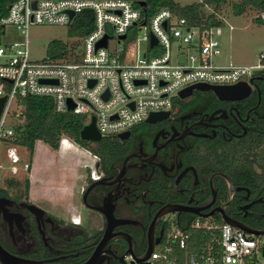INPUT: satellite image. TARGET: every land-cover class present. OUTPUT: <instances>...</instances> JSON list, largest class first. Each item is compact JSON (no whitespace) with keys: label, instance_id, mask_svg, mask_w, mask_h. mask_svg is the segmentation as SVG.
<instances>
[{"label":"built area","instance_id":"built-area-1","mask_svg":"<svg viewBox=\"0 0 264 264\" xmlns=\"http://www.w3.org/2000/svg\"><path fill=\"white\" fill-rule=\"evenodd\" d=\"M142 8L132 0H15L9 5L7 15L0 17L3 34L13 25L26 37L22 42H0V98L6 97L0 116V150L4 143L13 169L22 157L19 146L9 142L16 135L10 118L27 96L51 97L56 112L85 115L87 124L94 118L104 137L131 130L151 113L171 111L180 92L191 85L250 82L255 69H264V50L259 64L253 66L210 62L221 53L217 35L222 26L190 25L168 8H160L147 20ZM85 10L93 12L94 27L79 38L77 55L69 49L63 58L30 59L31 25L70 26ZM151 36L157 38L156 44H151ZM105 37L107 46H98ZM112 39L120 46L111 48ZM140 42L146 43L141 53ZM184 54L186 61L181 63L178 58ZM29 167L25 162L23 168ZM91 177H99L94 168ZM133 260L129 256L127 264H139ZM142 264H264V234L212 218L197 217L188 227L169 220L160 242Z\"/></svg>","mask_w":264,"mask_h":264},{"label":"flooded vegetation","instance_id":"flooded-vegetation-1","mask_svg":"<svg viewBox=\"0 0 264 264\" xmlns=\"http://www.w3.org/2000/svg\"><path fill=\"white\" fill-rule=\"evenodd\" d=\"M262 70L248 97L221 99L213 91L195 89L168 114L145 120L125 138L117 135L109 155H93L95 167H86L96 169L99 177L92 179L89 172L82 189L83 209L91 212L86 221L80 213L58 219L45 211L38 222L21 205L32 203L29 197L11 194L17 205L10 212L14 222L17 214L23 215L22 226L11 234L3 220L8 235L0 243L13 254L44 264H83L107 234L103 264H123L133 257L129 249L141 256L150 241L165 233L169 220L188 227L197 217H229L264 229Z\"/></svg>","mask_w":264,"mask_h":264},{"label":"rangeland","instance_id":"rangeland-1","mask_svg":"<svg viewBox=\"0 0 264 264\" xmlns=\"http://www.w3.org/2000/svg\"><path fill=\"white\" fill-rule=\"evenodd\" d=\"M182 5L200 2L201 0H175ZM236 0H230L220 9L224 19L222 26L223 32L217 35L220 41L221 53L211 57L210 62L217 66H228L231 64L253 66L259 64L260 53L264 50V24L256 22V18L260 15L259 10L248 7L244 14H234L232 3ZM207 11H211L208 9ZM68 25H31L28 31V50L30 59L33 61H42L48 57L49 44L53 40H61L70 46H77L72 52L77 55L81 51V41L79 38L70 37L68 34ZM141 33L139 34V36ZM26 37L16 29L15 26L9 25L6 27V34L2 35L1 43L5 44L13 41H25ZM111 48L119 47L120 45L115 39L110 41ZM146 46V43L140 42V53ZM186 47V46H185ZM175 51V47L173 48ZM186 54V52H185ZM180 55L178 61L185 63L186 56ZM176 60V58H174ZM132 61V59H130ZM181 99L179 97L176 101ZM10 120L18 125L24 123V119L20 118L18 113L20 108H14ZM14 114V115H13ZM1 145L0 164V189H8L10 194L17 197L21 195L26 199L24 181L32 178L34 182V192L41 196H48L46 186H50L49 192L59 191L62 188V196H69L71 200L62 202V212H66L65 204L70 202L72 208L75 207L77 214H82L86 219L90 216L88 210L83 209L81 202V193L86 185V177L93 168H87L86 165L95 167L94 154L86 147L74 142L68 137L62 139V153H56L52 148L43 143H37L31 153L26 147H21L20 156L21 162L12 168V164L6 158L4 151L5 147ZM28 162L33 165V173L24 170L23 165ZM90 169V170H89ZM18 181L17 186L8 188V180ZM38 185V188L36 187ZM19 198V197H17ZM30 202L38 206L50 214H57L60 208V203L49 200H35L29 196ZM61 209V208H60ZM70 215V214H69ZM88 230L92 229L88 227Z\"/></svg>","mask_w":264,"mask_h":264},{"label":"trees","instance_id":"trees-1","mask_svg":"<svg viewBox=\"0 0 264 264\" xmlns=\"http://www.w3.org/2000/svg\"><path fill=\"white\" fill-rule=\"evenodd\" d=\"M15 0H0V17L8 13L9 5ZM135 6H140L142 1L146 2L143 6V16L149 20L151 16L160 8L170 9L176 16L184 17L190 25H206V26H223L224 19L221 14V7L230 0H201L187 5H182L175 0H132ZM248 7L259 10L260 15L256 18V22L264 24V0H236L232 3L234 14H244ZM211 9V11H207ZM94 27L93 12L85 10L77 14L73 23L69 26L68 34L70 37L81 38L89 33ZM4 26L0 24V42L4 32ZM76 45H68L61 40H53L49 44V58H63L69 49L74 50ZM264 74V69L262 70ZM263 101H264V78L260 82ZM180 100V99H179ZM178 100V101H179ZM20 118L24 119V123L16 125V135L9 140L20 147H26L33 153L36 143L42 141L48 144L54 150H58L63 137H68L74 142L86 147L94 155L105 157L109 155L110 147L115 143L117 135L104 136L98 147L93 148L88 141L81 139V130L87 124L85 115L75 114L73 112H56L53 106V99L44 96H27L22 103L21 112L18 113ZM264 121V119H263ZM137 127V125L135 126ZM133 127V128H135ZM132 128V129H133ZM264 142V123L262 132L260 133ZM90 179V174L88 176ZM18 181L8 180V188L17 186ZM25 193L28 197L30 182L29 179L24 181ZM8 189L1 188L0 196L10 198ZM23 198L21 195L17 196ZM217 222L223 223V220L217 219ZM188 226V225H187ZM186 227V226H185ZM6 225L0 216V241L8 235ZM145 252L143 250L141 255Z\"/></svg>","mask_w":264,"mask_h":264},{"label":"water","instance_id":"water-1","mask_svg":"<svg viewBox=\"0 0 264 264\" xmlns=\"http://www.w3.org/2000/svg\"><path fill=\"white\" fill-rule=\"evenodd\" d=\"M139 5L143 7L146 5V2L142 1L139 3ZM74 15H75L74 12L70 13L71 18H73ZM122 38H124V36ZM107 40H108L107 37H105L98 44V46L106 47L107 46ZM157 42H158L157 38L155 36H151V44L153 45V44H156ZM260 72H261V69H255L253 71L254 77L250 80V82L240 81V82H238L236 84H232V85H211V84H205V83H197V84H194V85H191V86L185 88L184 90H182L180 92L179 95L181 98H186V97L190 96L195 89H197L200 91H213L221 99H230V98L243 99V98H246L249 96L250 90L252 89V83L255 80V76L257 74H259ZM226 92H233V93L241 92V95L233 96V97H225L222 94L226 93ZM5 101H6V97L0 98V116H1V113L3 111ZM69 109L72 110L73 106L71 105ZM168 113H169L168 111L151 113V115L149 116V118L147 120H150L152 117H154L156 115L168 114ZM128 133H129V131H126V132L118 134V136L120 138H125V136ZM80 135H81V139L84 141L99 142L103 138L101 133L96 128L94 118L92 119L91 123L84 126V128L81 130ZM95 184H97V182L93 183L88 188V190L84 196V201H86V196H87L88 192L93 188V186ZM13 205H17L15 200H13L9 197L0 196V215L2 216L3 220L8 223V225L10 227L11 234H13L15 226L21 228L22 219H23V215L19 213V214H17V216L18 217L20 216V218H17L18 219L17 222H14L13 217H12V213L10 212V207ZM21 205L26 206L28 208V210L36 217L38 222H40L46 215V213L43 209L39 208L38 206H36L32 203L23 202ZM224 219L226 222H228V223H230L236 227H239V228H241L247 232H251V233H255V234H264V229L255 230V229L248 228V227L242 225L241 223H238V222L230 219L229 217H225ZM109 231L110 230H107V232H109ZM162 235H163V231H162L161 235L154 240V242H152V241L149 242L145 253L139 257L136 256L131 249H129L127 251V253L132 254L134 257V260L132 261V263L136 262V263L142 264L143 261L150 256V254L152 253V251L154 249V246L160 242ZM106 240H107V234L104 235V238L97 245L94 253L83 264H103L104 263L105 257L103 255V248L105 247ZM0 261L2 262V264H44L40 260L23 258V257H20L16 254H13V253L9 252L1 243H0ZM123 264H127V263L123 262Z\"/></svg>","mask_w":264,"mask_h":264},{"label":"crops","instance_id":"crops-1","mask_svg":"<svg viewBox=\"0 0 264 264\" xmlns=\"http://www.w3.org/2000/svg\"><path fill=\"white\" fill-rule=\"evenodd\" d=\"M231 65H236V64H231ZM37 143H43V144L47 145L48 147H50L48 144H46V143H44L42 141H38ZM61 147H62V140H61L60 148L58 150H54L52 148V150H54L56 153H62L61 152L62 151V148ZM20 149H21V147L19 146V149H18L19 153H21L20 152ZM4 154H5V151H4ZM28 171L30 173H33L34 172L32 163H31ZM29 182H30V187H29L28 197L30 196L32 199H35V200H43V199H45V200L53 201L52 203H54V202L60 203V205H61L60 208L61 209L59 208V211L57 212V214H53L52 213V215L55 216V217H57L58 219H62V217L66 218V219H71L69 214H72L73 213L72 212L73 211L72 210L73 208H72V205L70 204V202H68L64 206L65 208L67 207L66 212H64V211L62 212V202H64L65 200H71V198L69 199V197H70L71 194L69 196L68 195L67 196H62V188L59 191L49 192V190H51V188H50V186H46V188L49 189L48 190V196L47 197H45V196L43 197L38 192L37 193L34 192L35 186H34V182H33L32 178L29 179ZM36 187L38 188V185H36ZM75 215H73V216H75ZM75 217H78V216L76 215Z\"/></svg>","mask_w":264,"mask_h":264}]
</instances>
